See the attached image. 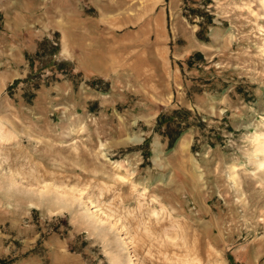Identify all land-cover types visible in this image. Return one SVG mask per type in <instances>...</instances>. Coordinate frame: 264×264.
<instances>
[{"label": "rangeland", "instance_id": "rangeland-1", "mask_svg": "<svg viewBox=\"0 0 264 264\" xmlns=\"http://www.w3.org/2000/svg\"><path fill=\"white\" fill-rule=\"evenodd\" d=\"M263 162L264 0H0V264H264Z\"/></svg>", "mask_w": 264, "mask_h": 264}, {"label": "trees", "instance_id": "trees-1", "mask_svg": "<svg viewBox=\"0 0 264 264\" xmlns=\"http://www.w3.org/2000/svg\"><path fill=\"white\" fill-rule=\"evenodd\" d=\"M59 48V41L45 39L38 44L36 53L29 57L30 66L34 68V64L37 61L39 66L35 72L37 76H41L43 72L48 68V65L52 62V55H55ZM193 57L201 58L199 53L195 54ZM189 61V60H188ZM65 64V63H64ZM57 66L56 63L53 64ZM63 65V64H62ZM68 66L67 64H65ZM54 66H49L50 68H55ZM67 73H70L68 70ZM66 73V74H67ZM32 76H30L27 81L31 82ZM28 100L30 101L34 94L27 93ZM190 113L187 110H175L171 114L161 115L157 121L156 130L168 140V149H171L177 140L186 132L194 123L189 122ZM147 142H145V145ZM198 145H193V150H197Z\"/></svg>", "mask_w": 264, "mask_h": 264}, {"label": "bare ground", "instance_id": "bare-ground-1", "mask_svg": "<svg viewBox=\"0 0 264 264\" xmlns=\"http://www.w3.org/2000/svg\"><path fill=\"white\" fill-rule=\"evenodd\" d=\"M261 165H262V164H261ZM263 165H264V162H263ZM129 260H130V259H129ZM130 262H131V260H130ZM130 264H134V263L131 262Z\"/></svg>", "mask_w": 264, "mask_h": 264}]
</instances>
